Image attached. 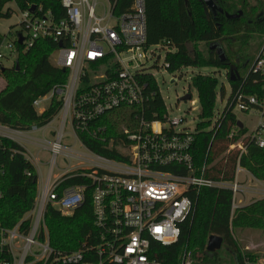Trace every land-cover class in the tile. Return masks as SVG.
<instances>
[{"label": "built area", "instance_id": "2783aa9c", "mask_svg": "<svg viewBox=\"0 0 264 264\" xmlns=\"http://www.w3.org/2000/svg\"><path fill=\"white\" fill-rule=\"evenodd\" d=\"M8 1L21 12L22 31L13 35L9 30L0 45V63L15 59V64L18 47L27 51L37 41H51L58 45L54 65L67 72L68 79L59 90L49 94L51 102L56 98L61 103V109L51 122L59 121L60 128L50 147L53 158L48 179L40 188L33 208L19 223L11 228L0 223V264H165L157 259L154 246L171 247L179 242L192 209L191 191L229 189L233 193V211L240 207L239 176L244 169L238 164L236 179L231 183L208 179L207 167L195 166L193 133L177 130L184 120L168 118L157 81L141 67V60L147 59L153 46L165 49L167 54L176 51L169 42L148 45L147 0H126L120 5V0H60L59 17L43 5L23 7L21 0ZM7 11L12 14V10ZM165 65L168 68L166 62ZM101 68L103 74H95L92 77L95 82L91 84L87 70L96 73ZM182 69L172 73V79L177 80ZM251 70L264 81V47ZM44 98L34 101L36 110L41 109ZM160 103L161 117L157 107ZM117 110H133L134 117L121 128L120 138L115 141L107 137L105 126L94 124ZM252 110L260 111L264 117V86L262 96L237 97L235 114ZM67 125L86 154L75 151L67 154L76 164L55 176V160L63 153ZM8 129L0 124V137L16 142L17 138L12 139L6 133ZM10 130L17 135L23 132ZM80 134H88L110 146L116 143L122 159L92 153ZM251 137L260 148L264 147V120ZM24 156L33 166H42L39 156L26 149ZM64 176L79 177L85 182L59 193ZM88 192L92 231L75 250L54 248L46 221L49 208L71 216L86 203ZM192 263L191 254L184 251L181 264ZM245 264L264 262L247 258Z\"/></svg>", "mask_w": 264, "mask_h": 264}, {"label": "trees", "instance_id": "16d2710c", "mask_svg": "<svg viewBox=\"0 0 264 264\" xmlns=\"http://www.w3.org/2000/svg\"><path fill=\"white\" fill-rule=\"evenodd\" d=\"M124 1L126 0H120L119 5ZM216 2L224 11L223 14L214 15L208 12L201 0H147L148 45L169 42L176 49L165 58L167 69L171 73L188 67L227 71L231 95L211 131L206 130L212 125L215 116L219 81L214 76L203 74L192 78L201 109V122L193 133L192 155L195 166L199 169L206 166L205 176L212 181L231 183L236 179V168L239 164L255 180L264 182V147L260 148L251 136L241 143L237 142V136L231 137L232 130L239 128L234 113L237 97L240 94L262 96L264 81L251 70L256 57L254 60L242 59L236 66V80L231 81L229 70L233 60L227 52L232 45V38L246 42L252 34H264V15L256 16L254 7L248 5V0ZM8 3V0H0V20L10 17L8 11L4 13ZM27 4L43 5L45 9H51L57 17L60 16V0L20 2L23 7ZM239 11L244 12L239 20H228L225 16V13L232 15ZM3 40L0 35V45ZM214 45L223 49L225 60H222L218 48H212ZM57 49L56 43L37 41L27 51L18 47V68L16 64L5 68L0 63V71L7 80L6 89L0 93L1 125L12 130L29 131L33 125L47 126L59 113L61 103L56 98L43 115H39L33 106L34 101L56 92L67 82L68 73L52 62V56ZM242 69H248L245 76L240 75ZM221 95L225 97L224 88H221ZM157 107L161 117L163 106L160 103ZM132 113L133 110H117L104 115L94 125L105 126L107 137L118 141L121 128L133 120ZM240 134H244L243 129H240ZM80 139L89 151L101 157L117 160L123 157L116 143L110 146L88 134H80ZM233 145L236 147L231 149ZM24 154L25 149L21 145L0 137V223L7 228L21 221L33 208L37 197L36 169L26 160ZM84 182L79 177L64 176L58 192ZM189 197L192 200V209L182 227L180 240L171 247L155 245L158 260L165 264H181V256L187 251L192 253V264L215 262L218 253L207 252V243L211 236L224 240L236 256V264H245L247 258L256 259L248 252L242 253L234 235L236 230L242 229L264 231V199L233 211V193L229 189L203 188L199 192L191 191ZM91 208L89 192L86 203L71 216H63L56 209L49 208L46 221L51 245L58 250H75L93 229ZM198 253L202 254V258L197 259Z\"/></svg>", "mask_w": 264, "mask_h": 264}, {"label": "rangeland", "instance_id": "374dc122", "mask_svg": "<svg viewBox=\"0 0 264 264\" xmlns=\"http://www.w3.org/2000/svg\"><path fill=\"white\" fill-rule=\"evenodd\" d=\"M260 3V4H259ZM248 5L254 7V12L256 16L262 14L264 15V0H248ZM12 10L9 18H4L0 20V35L3 39L8 34L9 30L16 35L22 31V27L19 25L21 20V12L14 3H8L4 9V13L7 10ZM100 14V11H97ZM11 38L10 36L8 37ZM232 45L227 49L228 54L233 60L232 65H239L242 59L254 60L258 56L259 52L264 46V34H252L248 41H242L238 38H232ZM201 47V46H200ZM205 48V47H203ZM167 51L161 47H151L147 53V59L141 60V67L144 71L154 76L157 84L160 88L163 100L168 109V118L173 119H183V124L177 128L178 131L185 130L187 132L194 133L196 131L197 125L201 122L200 118V103L198 98L197 90L192 85V78L197 74L211 75L218 79L219 87L217 91V103L215 109V116L212 120V125L206 130L211 131L215 122L218 120L220 114L224 110L227 101L231 95V84L227 78V71L216 70L212 68L197 69V68H183L180 73L177 74V82L171 84L172 73L166 68L165 57ZM15 58V56H14ZM240 58V60H239ZM55 55L52 56V62L54 63ZM12 59H5L1 61V64L5 68H11L13 62ZM17 62V61H16ZM239 63V64H238ZM249 69V68H248ZM248 69H242L240 71L241 76H245ZM91 77V84L95 81L92 77L95 74H103L104 69L101 68L96 73H92L91 70H87ZM99 81V80H98ZM97 82V81H96ZM87 83H85L86 85ZM7 87V80L2 75L0 71V93L3 92ZM221 88L225 89V97L221 95ZM191 94L192 100L184 101L182 100L187 94ZM192 101L194 104H192ZM50 95L43 99L41 109H37L39 115H43L50 104ZM46 109V111H45ZM42 113V114H41ZM237 122H242L244 125V134H240V129L234 128L232 133L238 137V143H241L245 138L254 135L259 127V123L264 120V117L260 111L252 110L250 112H240L236 111ZM59 121H54L44 127H38L36 125L32 126L29 131L20 132L22 134H15L11 132L10 129L6 130L11 137H15L18 141L24 143L27 146V152L33 153L35 156H39L42 166H34L38 176V186L37 194L41 187L44 186L48 179V173L50 168V163L53 158L51 153V144L55 141L59 130ZM28 142L35 141L36 146L33 144H27ZM62 146L64 147L63 153L58 155L55 160L54 175L59 176L63 171L70 169L71 165H75V161L68 159L67 154L71 152H78L81 154H86L84 148H82L73 137V133L69 125L64 130V136L62 140ZM227 154V152L225 153ZM224 154V155H225ZM241 168V167H240ZM243 169V168H242ZM246 171V170H245ZM243 172L239 176L240 186H242L241 192L237 197V205H249L252 202L260 199H264V183H259L256 181L249 172ZM242 207V206H241ZM235 239L239 247H241L242 253H250L252 256L262 259L264 261V231L252 230V229H242L236 230ZM208 244V243H207ZM191 261H192V253ZM218 259L215 262H209L208 264H236V256L224 243L222 249L217 251ZM202 258V254H197V259Z\"/></svg>", "mask_w": 264, "mask_h": 264}, {"label": "water", "instance_id": "95a60500", "mask_svg": "<svg viewBox=\"0 0 264 264\" xmlns=\"http://www.w3.org/2000/svg\"><path fill=\"white\" fill-rule=\"evenodd\" d=\"M205 6H206V9L208 10V12L214 14V15H217L218 13H221L223 14L224 11L218 6L216 0H201ZM225 16L228 20H239L240 18H242L244 16V12L243 11H239L237 14H229V13H225ZM23 43V38L20 37V40H19V45H22ZM61 46V45H60ZM213 49H216L218 48V53L221 55L222 57V60H225L226 57H225V54L223 52V49L218 46V45H214L212 46ZM16 66L18 68L19 66V63L16 62ZM230 74H231V81H235L236 80V75H238V71H237V68L235 65H231L230 66V70H229ZM175 82H177L176 79H172L171 80V84H174ZM191 95H186L185 97L182 98V100L184 101H190L191 100ZM238 127L240 129H243L244 128V125L242 124V122H238ZM224 244V240L221 238V237H218V236H211L208 240V244H207V252L210 253V254H213L219 250L222 249V246Z\"/></svg>", "mask_w": 264, "mask_h": 264}, {"label": "crops", "instance_id": "0c3cea01", "mask_svg": "<svg viewBox=\"0 0 264 264\" xmlns=\"http://www.w3.org/2000/svg\"><path fill=\"white\" fill-rule=\"evenodd\" d=\"M8 136L11 137L10 134H9ZM11 138H12V137H11ZM13 138H14V137H13ZM13 138H12V139H13ZM16 140H17L16 142H18L21 146L25 147V148L28 150L27 146H25L24 143L18 141V139H16ZM33 143H35V141H31V142H28V141H27V144H30V145H31V144H33ZM31 146H32V145H31ZM33 146H36V145L33 144ZM33 146H32V147H33ZM244 171H245V170H244ZM245 172H246V171H245ZM256 181H257V180H256ZM258 182H259V183H264V182H262V181H258ZM241 187H242V186H241ZM241 202H242V201H240V205H239L240 207H241V206H246V205H247V204H246V205H242ZM256 259H258V258H256ZM259 260H261L262 262H264L262 259H259Z\"/></svg>", "mask_w": 264, "mask_h": 264}]
</instances>
